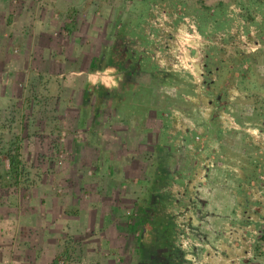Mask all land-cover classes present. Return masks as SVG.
I'll return each mask as SVG.
<instances>
[{"label":"rangeland","instance_id":"rangeland-1","mask_svg":"<svg viewBox=\"0 0 264 264\" xmlns=\"http://www.w3.org/2000/svg\"><path fill=\"white\" fill-rule=\"evenodd\" d=\"M90 2L84 21L73 3L65 9L61 4L39 32V0H0L1 173L9 169L10 144L17 145L24 168L17 187H8L7 178L0 182L1 264H24L34 256L32 240L41 239L42 232L61 241L55 261L74 259L67 227L84 223L79 214L90 221L87 208L102 201L107 218L127 223L130 254L138 259L149 181L134 180L133 167L134 176L122 174L121 149L108 152L104 146H118L110 133L124 116L145 114L160 118L158 146L181 154L186 165L179 175H169L161 191L169 196L158 206L161 216L174 221V243L183 252L178 264H264V171L254 176L249 160L234 155L236 145L251 146L259 158L255 163L264 168V0ZM42 7L48 8L47 1ZM27 13L32 18H24ZM118 24H125L127 39L149 66L179 79L177 87L167 84L154 93L152 107L128 103L119 116L95 93L83 98L91 84L85 81L88 72L102 76L104 84L99 76L96 88H117L112 68H92ZM181 100L201 107L205 118L215 114L211 135L224 139L226 153L209 144L195 154L200 139L190 141L188 135L200 134L204 123L185 116L178 108ZM153 153L146 158L147 176L160 151ZM168 159L172 172L178 164L171 161L177 160ZM134 187L132 211L123 215L115 203ZM98 192L112 195L106 203ZM121 200L128 208L129 200Z\"/></svg>","mask_w":264,"mask_h":264},{"label":"trees","instance_id":"trees-1","mask_svg":"<svg viewBox=\"0 0 264 264\" xmlns=\"http://www.w3.org/2000/svg\"><path fill=\"white\" fill-rule=\"evenodd\" d=\"M127 28L125 24H118L114 27L112 40L105 50L102 57L98 58L94 70H102L112 68L117 81V88L110 91L106 86L96 88L95 85L86 84L83 90V98L87 99L90 93H95L97 98L106 99L112 103L110 110L119 114H124V106L129 104L141 105L145 108L152 107L153 95L157 90H163L167 84L177 85L179 79L171 72L149 66L142 52L137 50L134 43L127 39ZM95 61V60H94ZM177 87V86H176ZM162 102V107H164ZM180 110L185 111L184 115L193 117L196 120L204 123L200 134L192 131L188 137L193 141L194 137H199V142L195 144V154L199 155L209 144L213 148H221L222 151H228L224 146V139L219 137L214 139L211 135L212 119L215 114H210L209 117L203 116V110L199 106L193 105L191 102L181 100ZM130 110V109H128ZM96 113V110L94 111ZM186 131H190L186 128ZM236 145V144H235ZM239 148V153L234 155H242L241 157L249 160L250 169H255L253 172L258 177L257 173L264 171L260 169V164L255 161L259 160L256 149L236 145ZM249 146V145H248ZM160 154L157 155V161L153 165V172L146 177L148 184V195L146 204L142 208L143 218L140 224L139 235L137 239L138 259L135 264H178L182 261L183 252L174 243L175 224L170 216H161L158 211V206L163 199L169 195L161 192L168 185L169 175L174 173L179 175V168L186 166L183 156L172 151L165 152L163 146H158ZM156 150V151H157ZM232 154L231 152H227ZM8 161V171L6 174L1 173L0 165V182L8 179V187H17L19 178L23 174V164L20 159V154L17 145L10 144L6 152ZM156 153L152 154L154 158ZM169 157H174L177 161H171L172 165L178 164L177 168L170 171ZM257 170V171H256ZM66 253V252H65Z\"/></svg>","mask_w":264,"mask_h":264},{"label":"crops","instance_id":"crops-1","mask_svg":"<svg viewBox=\"0 0 264 264\" xmlns=\"http://www.w3.org/2000/svg\"><path fill=\"white\" fill-rule=\"evenodd\" d=\"M46 1L48 8L44 9L42 6L45 7ZM51 1L52 2L49 0H39V4L37 3L38 11L36 18L38 19H36L35 29L39 32L44 28L46 18H55L54 16H57L58 11L56 9L61 4H64V9L67 5H71L72 3L80 9L81 11L78 15L80 22L84 21L83 18L84 15H86L84 10L87 8L90 9L93 6L90 2L91 0H76L74 2H64L62 0ZM49 7L54 9L51 14L48 13ZM90 15L91 14H89V17ZM24 18H32V16L27 13ZM46 31L47 30L44 32ZM38 38L42 37L38 36ZM86 76L87 80L85 81L95 85V81H98L97 78L101 75L95 72H88L86 73ZM100 79V83L104 84L102 76ZM116 115L119 116V113H116ZM153 117L154 116L151 114H145L133 118L132 115H129V117L128 115L124 116L125 122L118 128H114L110 133V137L117 139L115 140V143L118 141V146H115V148H111L110 145H108V147L104 146L108 152H111L116 148L121 149V157L124 161L121 162L123 167L127 168V170L123 168L122 174L134 176L137 173L134 180H137V177L139 176L138 179L146 181V177L149 171H151V168H149V165L146 163V158L158 148V132L160 131L159 126L161 123L160 120L157 121L160 118ZM139 156L141 157L140 159L138 158ZM131 167L134 168V172L136 171L134 175H131L133 172ZM119 175V170H116L114 176L117 178ZM108 179L111 180V178ZM135 190V187L130 188V190L124 194L125 196H119L120 199L115 203L119 206L118 209L121 210L123 215L132 211V204L137 197V192ZM110 195L112 194L109 192H98L97 194V196H102L104 201L108 200L107 198H110ZM126 198L129 200L128 208L122 206L121 199ZM107 202L108 201H106V203ZM102 204L103 201L100 205L97 204L96 206L87 208L90 221H87L86 216L83 215L82 217L79 214V217L77 218L78 221L81 222L84 219V223L80 224L79 222H75L67 227V231L73 237V244L75 247L74 259L55 261V257L62 250L60 247L61 241L55 239V235L50 234L49 232H42L41 239L32 240L30 247L33 249L34 256H30L28 260L24 261V264H135L137 256H131L130 254L133 246L130 242V232L127 223L122 220L123 218H119L118 221H115L110 217L107 218V213H103L105 207ZM97 216L100 217L97 219ZM94 219L96 220L95 223H93ZM88 228H92L93 232L87 233L86 231Z\"/></svg>","mask_w":264,"mask_h":264}]
</instances>
